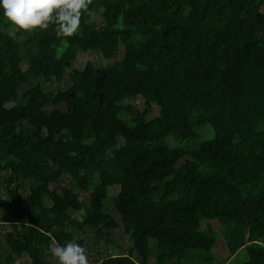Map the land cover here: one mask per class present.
<instances>
[{
	"label": "trees",
	"instance_id": "16d2710c",
	"mask_svg": "<svg viewBox=\"0 0 264 264\" xmlns=\"http://www.w3.org/2000/svg\"><path fill=\"white\" fill-rule=\"evenodd\" d=\"M90 12L65 38L17 31L0 9V264H50L86 229L131 241L89 264H216L217 240L226 264L242 249L243 264H264V0H92ZM87 51L122 56L75 69ZM67 73V88L43 89ZM136 98L142 110L124 104ZM203 126L213 138L192 144Z\"/></svg>",
	"mask_w": 264,
	"mask_h": 264
},
{
	"label": "clouds",
	"instance_id": "9594fccd",
	"mask_svg": "<svg viewBox=\"0 0 264 264\" xmlns=\"http://www.w3.org/2000/svg\"><path fill=\"white\" fill-rule=\"evenodd\" d=\"M91 3L92 0H0V9L17 31L31 33L55 26L58 37L70 38L78 32L82 16L91 15ZM49 251L57 264H89L85 248L75 242L56 244Z\"/></svg>",
	"mask_w": 264,
	"mask_h": 264
},
{
	"label": "rangeland",
	"instance_id": "374dc122",
	"mask_svg": "<svg viewBox=\"0 0 264 264\" xmlns=\"http://www.w3.org/2000/svg\"><path fill=\"white\" fill-rule=\"evenodd\" d=\"M94 22L99 23L100 18L95 16ZM63 49V47H62ZM61 49V50H62ZM123 51V49H121ZM122 51H119V53L116 54L112 59H103L102 56L95 51H87V52H80L77 56L76 61L73 64V67L75 69H82L87 62L93 63L97 67H106L111 65L113 60H120L122 56ZM69 73L65 75V81L57 84V83H46L43 85V89L45 91H57L58 89H65L68 87V81L67 76ZM25 88L21 89V92H23ZM125 105H130L136 110H142L144 107V100L141 98H136L130 101H126L124 103ZM159 110L157 107H152L151 113L148 117V119L154 118L155 116H158ZM213 138V131L211 129H207L204 126L200 128L198 131V136L192 141V144L198 145L202 141L209 140ZM68 183V179L64 178L61 182V186H64ZM0 193L3 196L4 199L7 198V195L5 193V185L3 184L2 178H0ZM84 197H86V194L81 193ZM109 200V199H108ZM74 217L80 218V214H73ZM207 225L212 226L216 231L219 230V223L216 221L211 222H205L203 224V228H205ZM10 230L9 225H1L0 226V253L3 255L8 251V246L6 245L5 241V234ZM82 247L86 250L87 257H97V252H102L104 256H115L122 253H126L127 248L131 246V241L129 237L122 231L118 230L113 234L112 240L115 241V243H119L123 246L122 249H118L115 244L111 245H105L102 242H99L97 239H95V234L89 229H86L85 233L83 234L82 238ZM96 241V245H93V242ZM92 248L93 250L90 252L89 249ZM212 253L215 255L216 264H226L228 261V252L225 244L222 242V240H217L216 245L214 246ZM48 259L50 260V264H55L57 261L52 255L50 254ZM248 256L244 249L240 250L234 257L230 259L231 264H243L247 262Z\"/></svg>",
	"mask_w": 264,
	"mask_h": 264
}]
</instances>
